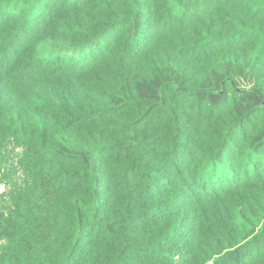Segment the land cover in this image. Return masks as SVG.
Returning <instances> with one entry per match:
<instances>
[{
    "label": "trees",
    "instance_id": "trees-1",
    "mask_svg": "<svg viewBox=\"0 0 264 264\" xmlns=\"http://www.w3.org/2000/svg\"><path fill=\"white\" fill-rule=\"evenodd\" d=\"M0 185V264H264V0H0Z\"/></svg>",
    "mask_w": 264,
    "mask_h": 264
},
{
    "label": "rangeland",
    "instance_id": "rangeland-1",
    "mask_svg": "<svg viewBox=\"0 0 264 264\" xmlns=\"http://www.w3.org/2000/svg\"><path fill=\"white\" fill-rule=\"evenodd\" d=\"M53 47L55 48L56 45H53ZM75 54H77V53H75ZM3 190H4V187H3L2 185H0V193H1Z\"/></svg>",
    "mask_w": 264,
    "mask_h": 264
}]
</instances>
